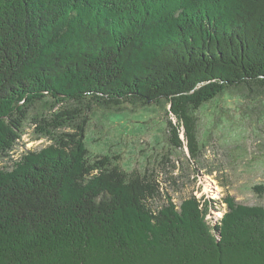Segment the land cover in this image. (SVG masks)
Segmentation results:
<instances>
[{
    "label": "trees",
    "instance_id": "16d2710c",
    "mask_svg": "<svg viewBox=\"0 0 264 264\" xmlns=\"http://www.w3.org/2000/svg\"><path fill=\"white\" fill-rule=\"evenodd\" d=\"M233 90L264 92V0H0V264H264V206L224 196L216 240L211 200L86 143L95 108L156 105L195 160ZM32 124L49 144L18 152Z\"/></svg>",
    "mask_w": 264,
    "mask_h": 264
},
{
    "label": "rangeland",
    "instance_id": "374dc122",
    "mask_svg": "<svg viewBox=\"0 0 264 264\" xmlns=\"http://www.w3.org/2000/svg\"><path fill=\"white\" fill-rule=\"evenodd\" d=\"M196 115L200 155L195 160L189 158L187 147L169 146L168 116L156 105L118 112L95 108L86 143L92 156L118 155L119 165L127 171L153 169L175 202L190 195L211 200L204 220L219 240L214 226L226 212L225 204L218 203L224 196L264 206V92L255 96L228 91L204 104ZM33 126L27 125L22 144L16 145L18 152L49 144L45 138H34ZM255 186L263 187L262 193Z\"/></svg>",
    "mask_w": 264,
    "mask_h": 264
}]
</instances>
